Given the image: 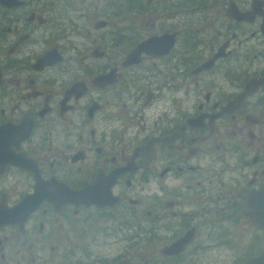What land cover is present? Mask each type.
<instances>
[{"label": "flooded vegetation", "instance_id": "af4514ba", "mask_svg": "<svg viewBox=\"0 0 264 264\" xmlns=\"http://www.w3.org/2000/svg\"><path fill=\"white\" fill-rule=\"evenodd\" d=\"M0 142V213L37 182L110 201L14 212L0 264L70 261L88 221L89 264L110 233L134 259L161 245L144 264H243L264 245L217 256L237 251L221 227L238 214L264 236L247 206L264 187V0H0Z\"/></svg>", "mask_w": 264, "mask_h": 264}, {"label": "rangeland", "instance_id": "374dc122", "mask_svg": "<svg viewBox=\"0 0 264 264\" xmlns=\"http://www.w3.org/2000/svg\"><path fill=\"white\" fill-rule=\"evenodd\" d=\"M152 184L150 182H143L141 184L140 190L137 192L140 197L144 199V201H147L150 197V191H151ZM146 211H149V208L145 205L141 208V214L143 217H146ZM238 222L235 223V225H225L222 226V233H228L230 232V229L232 228L233 234L232 239L233 241L231 243L236 244L237 251L236 252H230V249L228 248L225 252V249L223 250V255L217 256V260H225L229 262L232 259L236 261L237 263L244 260L245 255L248 253V251L252 252V249L255 251H258L259 249H262L264 245V236L261 234H257L252 225L248 223V221L244 218V216L238 214ZM78 219V218H77ZM101 223V221H99ZM106 225H109V222L104 221ZM85 225H78L76 227V233H77V249L72 259H69L70 261L62 260V264H89V232L88 237H86V232L89 231V221L84 223ZM112 225V223H111ZM119 228V226H118ZM62 229H65V226L63 225ZM84 229V231H83ZM252 231L256 234H253ZM236 234V235H235ZM120 235L116 234L112 235L109 234L108 237H106L104 240L100 241V246L93 247L94 250H97L99 252L105 253L102 255V260H105L107 264H120L122 261H125V264H144V262L150 258L152 255L156 256L158 255V252L160 250L161 245H158L157 248H153L151 246L145 247V250L143 254H140L139 256L144 258H136L134 259L132 255L135 253L137 255V252L134 251L135 242H123L118 239ZM149 238V237H148ZM226 239V238H225ZM229 239V237L227 238ZM119 240V241H118ZM58 242V238L51 241V244H56L55 242ZM74 242V239L72 240ZM139 243V242H138ZM228 244V243H227ZM150 245V243H149ZM131 246L130 252H128L127 255L124 257H120V260H116V256H119L120 253H122V250H127ZM155 247V246H154ZM228 247V245H227ZM234 248V247H233ZM236 249V248H235ZM160 254V253H159ZM142 255V256H141ZM146 259V260H145ZM115 260V261H113ZM204 260V259H203ZM222 260V262H223ZM230 263L234 264L232 260ZM150 264V263H149ZM152 264V263H151Z\"/></svg>", "mask_w": 264, "mask_h": 264}, {"label": "water", "instance_id": "95a60500", "mask_svg": "<svg viewBox=\"0 0 264 264\" xmlns=\"http://www.w3.org/2000/svg\"><path fill=\"white\" fill-rule=\"evenodd\" d=\"M149 40H146L137 46V49L133 53L139 54L141 50H146L149 47ZM132 58V54L128 58ZM7 143V142H6ZM0 142V146H8V144ZM2 159H0L1 161ZM42 182H37L34 191L30 194L24 196L21 201L14 207L10 213L6 214L4 212L0 213V223L7 222L15 213H23L22 216L28 214L36 204L43 198L50 200L53 205H60L62 203L71 202L74 204H83L88 206L90 203L95 204H110L108 202L109 198L105 197H95L93 194L89 193L90 189L88 185H83L79 190H70L61 184L55 193L51 192H41L40 186ZM113 202V201H111ZM247 206L253 210V220L254 222L264 228V187L258 192L254 193L247 203ZM21 216V217H22ZM190 239V232L187 231L183 236L179 237L172 243L164 246L162 253L165 255L173 254L179 252L183 249L184 244ZM243 264H264V249L256 256L246 259Z\"/></svg>", "mask_w": 264, "mask_h": 264}]
</instances>
